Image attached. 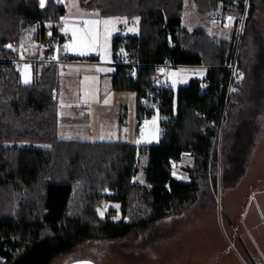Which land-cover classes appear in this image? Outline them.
Instances as JSON below:
<instances>
[{
    "label": "trees",
    "instance_id": "16d2710c",
    "mask_svg": "<svg viewBox=\"0 0 264 264\" xmlns=\"http://www.w3.org/2000/svg\"><path fill=\"white\" fill-rule=\"evenodd\" d=\"M195 1L202 12L242 9L241 0ZM262 1L251 0L240 40L244 78L234 94L237 102L228 99L227 67L237 34L223 38L203 26L190 29L183 21L185 0L84 2L103 16L140 18V33L113 37V56L117 62L137 57L142 64L133 75L130 65L118 63L112 75L114 88L137 92L140 119L156 109L162 115L160 142L138 145L60 137L58 64L35 63V78L28 83L15 58L21 47L39 42L49 31L62 44L59 23L66 5L0 0V264H51L91 238L142 234L192 205L203 189L217 190L226 106L230 138L222 182L236 185L244 178L264 115V30L253 17ZM168 58L176 65H207V75L176 89L162 84V78L154 84L155 64ZM143 151L148 152L146 181L137 182ZM185 153L194 158L189 179L174 173ZM107 201L119 206L102 216L99 208Z\"/></svg>",
    "mask_w": 264,
    "mask_h": 264
},
{
    "label": "rangeland",
    "instance_id": "374dc122",
    "mask_svg": "<svg viewBox=\"0 0 264 264\" xmlns=\"http://www.w3.org/2000/svg\"><path fill=\"white\" fill-rule=\"evenodd\" d=\"M60 1H67L66 16L69 15L65 24H60L61 34L72 35L70 44L72 43L74 48L84 47L88 57H91L93 49L99 48L100 62L104 63L102 67L71 63L58 65L57 92L60 95L63 128L70 130L74 128L72 125L82 123L78 130L74 129L71 133L86 141L120 140L138 145L160 142L162 136L160 112L156 109L152 115L140 119L137 92L114 88L110 75L115 69L113 35L140 33V18L103 16L97 12L98 18L93 15L91 18L74 22L70 14L74 13V9L80 8L82 0ZM86 7V11L91 10ZM216 12L231 13L222 8L202 12L195 0H185L183 20L190 29L203 25L209 33L224 38H232L234 34L239 36L241 21L238 22V16L242 9L236 7L232 11L236 15V26L231 16L228 17L226 24L212 22L210 16ZM253 17L257 27L264 30V1L257 5ZM93 21L97 23H92ZM104 21L109 23L105 24ZM244 30L245 25L242 35ZM39 42L33 44L37 45ZM60 44V41L53 39L52 45L55 48ZM66 44H63V47L67 50ZM18 65L21 69L22 64ZM33 66L35 68V65ZM206 66L177 65L161 68L162 84L176 89L189 83L194 77L203 78L207 74ZM41 67L42 65L39 68ZM83 72L98 75L94 80L101 77L99 80L101 96L98 99L92 94H84L83 85L86 84ZM242 79L236 82L231 92L230 97L233 96L234 102H237L234 94L239 91L238 83ZM91 83V80L87 82L91 87H96V84L92 86ZM82 98L87 101L82 102ZM261 117V129H258L256 134L257 144L249 157L247 173L238 184H227L225 179L222 182L225 168L228 166L225 147L230 138V134L226 132V117L223 119L218 141L217 190L203 189L201 192L204 195L192 205L154 222L142 234L123 238H91L82 241L71 251L57 256L51 264H77L87 261L92 264H264V115ZM147 163L148 152L139 153L135 181H146ZM193 165V156L185 153L183 159L175 163V174L187 179ZM111 206H119V203L105 202L99 208L100 214L105 215Z\"/></svg>",
    "mask_w": 264,
    "mask_h": 264
},
{
    "label": "crops",
    "instance_id": "0c3cea01",
    "mask_svg": "<svg viewBox=\"0 0 264 264\" xmlns=\"http://www.w3.org/2000/svg\"><path fill=\"white\" fill-rule=\"evenodd\" d=\"M58 1H60V0H58ZM85 1H87V0H82V3H81L80 8L74 9V13L73 14H70V18H71L72 21L76 22V21H80L82 19H88V18L93 17V15H95L94 17L98 18V16H96V15H99L97 13L98 11H96V10L93 11V10H90V8L88 6L86 7V5L84 3ZM60 2H63L65 4V2H67V1H60ZM85 7L87 9H89L90 11H86L85 10ZM66 8H67V6H66ZM183 9H184V7H183ZM67 10L68 9H66V12H67ZM230 12L231 13H229V16H231V17L234 18V26H236V17H235L236 15L232 11H230ZM86 13H88V14H86ZM68 16H66V13H65L62 16L61 20H60L61 23H59V24H62V23L65 24L66 18ZM200 26H203V25H197L196 27H194V29L197 28V27H200ZM203 27H205V26H203ZM206 30H207V28H206ZM60 32L62 33V30H60ZM47 33H52V32L49 31ZM127 34H134V33H127ZM115 35H118V34H115ZM115 35H113V37ZM213 35H215V34H213ZM216 36H219V35H216ZM219 37H221V36H219ZM69 41L70 40L63 41L62 44L59 45V47H57V48H55V46L53 47L54 49L59 50L60 53H61V50H62L63 56H61V57L65 61H63V62H61L59 64H62V63H71V64H77V65H94L96 67H102V65L104 63H101L100 62L101 61V53H100L99 48L93 49L92 50L91 57H88L89 55L85 53L84 47L79 46L78 48H74L72 46V43L70 44ZM65 43H67L66 45H68L67 50L63 47V44H65ZM35 45L36 44H31L29 46L21 47L19 49V53H24L26 56H31L33 54ZM66 61H69V62H66ZM19 63L22 64L21 71H22V75H23L24 81L25 82L27 81L28 83L29 82H32L34 80V78H35V75H36V70H33V69H35L34 66H33L35 63L30 62V61H22V62H19ZM113 64L115 65V69H116V64H118L117 61H115ZM206 67H207V72H208L209 66H206ZM115 69H114V71H115ZM114 71H112L110 73L111 76L113 75ZM82 74H84V78H85V81L84 82L86 84V85H83V92H84V94H87V95L88 94H92L93 97H95L96 99H98L101 96V90H100V87H99V80H100L101 77H99L98 80H94L98 75H94L93 76L92 74H89L87 72H83ZM206 75L203 78H205ZM89 80L92 81L91 85L93 86L94 84H96V87H91L89 84H87V82H89ZM59 96L60 95L58 94V99H59ZM86 101L87 100L85 98H82V102H86ZM60 108H61V104H60ZM82 125H83L82 123L81 124H76V125H72V127H74V128H71L70 130L69 129H64L63 126H62L61 117H60V121H59V135H60V137L66 138V139H79V138L73 136L72 135L73 133H71V132L74 129L75 130H78V127H81ZM182 179H186V178H182ZM187 179H189V178H187Z\"/></svg>",
    "mask_w": 264,
    "mask_h": 264
},
{
    "label": "built area",
    "instance_id": "2783aa9c",
    "mask_svg": "<svg viewBox=\"0 0 264 264\" xmlns=\"http://www.w3.org/2000/svg\"><path fill=\"white\" fill-rule=\"evenodd\" d=\"M242 13L238 16V22L241 21V28L238 30H241L238 36V41L236 45V49L234 52V56L230 63L227 65V67L230 69V79H229V85H228V99H230V95L232 90L234 89V86L236 82L243 78L244 71L239 67V60H238V51H239V45L240 40L242 37V30L246 22V18L248 13L251 10V0H242ZM229 13L227 12H216L213 15L210 16V20L212 22H222L223 24H226L228 22ZM63 41H68L72 38V35L69 34H62ZM53 35L52 33H47L45 36L40 40V42L35 45L33 54L31 56H26L24 53H20L15 60L17 62L22 61H30L33 63H42V62H54V63H61L65 60L60 55L59 50L54 49L53 47ZM117 63H125L132 67V74L136 75V67L140 66L142 62L137 57H129L125 61ZM171 66H177L171 59H167L165 62L157 63L155 64V71L152 76V80L154 84H158L160 79L162 78V73L160 71L161 68L164 67H171ZM208 82V80H207ZM227 107V106H226ZM225 107V114L227 108Z\"/></svg>",
    "mask_w": 264,
    "mask_h": 264
},
{
    "label": "water",
    "instance_id": "95a60500",
    "mask_svg": "<svg viewBox=\"0 0 264 264\" xmlns=\"http://www.w3.org/2000/svg\"><path fill=\"white\" fill-rule=\"evenodd\" d=\"M46 3V0H43V4H45ZM77 264H92L91 262H80V263H77Z\"/></svg>",
    "mask_w": 264,
    "mask_h": 264
},
{
    "label": "snow or ice",
    "instance_id": "6c2138e0",
    "mask_svg": "<svg viewBox=\"0 0 264 264\" xmlns=\"http://www.w3.org/2000/svg\"><path fill=\"white\" fill-rule=\"evenodd\" d=\"M229 19H231V18H229ZM92 23H97V22L96 21H93ZM104 23L107 24V23H109V21H104ZM8 47H11V45H9Z\"/></svg>",
    "mask_w": 264,
    "mask_h": 264
}]
</instances>
